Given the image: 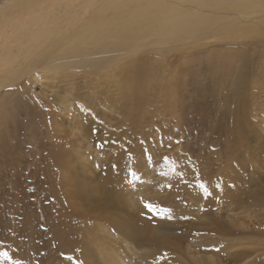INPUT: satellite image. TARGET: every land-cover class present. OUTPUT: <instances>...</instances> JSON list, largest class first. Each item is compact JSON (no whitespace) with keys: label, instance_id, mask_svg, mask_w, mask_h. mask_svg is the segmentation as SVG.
<instances>
[{"label":"rangeland","instance_id":"rangeland-1","mask_svg":"<svg viewBox=\"0 0 264 264\" xmlns=\"http://www.w3.org/2000/svg\"><path fill=\"white\" fill-rule=\"evenodd\" d=\"M84 253L264 264V0H0V264Z\"/></svg>","mask_w":264,"mask_h":264},{"label":"bare ground","instance_id":"bare-ground-1","mask_svg":"<svg viewBox=\"0 0 264 264\" xmlns=\"http://www.w3.org/2000/svg\"><path fill=\"white\" fill-rule=\"evenodd\" d=\"M143 78H144L143 72L137 71V70L133 71L131 73H128V75H127V80H126L127 83L125 82L127 84L126 85L127 88H125L127 91L126 90L125 91L129 92V93L127 95H125V100H127V101L133 100L134 103L132 102L133 104L123 107V115H125V116L129 115L130 116V117L128 116L129 119H131V116L138 111V109H139L138 103H139V101H141L144 98L143 96H144L145 91L142 89L143 87H141V83H140V81H142ZM238 142H239V140H238ZM116 153L117 152L112 154L113 157L111 159V162L113 161V166L111 165L112 167L106 168L105 171L103 170V172L107 174V176H104L102 178L103 183L106 182L107 184H110L107 181L110 180V178H111V177H109V174L112 172V169L113 170L117 169L119 171V173L125 172V174L130 170V168H128L129 166H126V161L124 159V156H121V154H116ZM117 158H119L118 161L116 160ZM126 160H129V159H126ZM118 162H119V164L125 162V166L127 168L118 166V164H117ZM129 163H130V161H129ZM103 188H105L104 185H103ZM109 217L110 218H107V217L102 215L100 218H101V220L104 219L103 221L106 222V224L107 223L111 224V227L114 230H116L119 234L123 235L125 237V239H127L128 241H134L135 243H139L138 240H140V241L143 240V235H145L144 232H146L145 230H148L147 228H149V226H147V224H145V226H144V224H141V226H138L139 224L137 226H133L132 220H131V219H133V217H131V218L129 217V218H125V219H122L123 217L122 218L114 217V216H109ZM145 227H147V228H145ZM79 230L83 231V232L81 231L80 233H82L81 238H82V242L84 244V248L94 246L98 243L100 244L101 239L102 238L105 239L104 237L99 236L98 238L93 239L92 240L93 242H90V240L89 241L86 240L87 237L85 238V232H87L88 229H86V227H82L79 224ZM187 230H188V228H181V230H179L180 231L179 236H178L179 242H181V240H183V235H185L187 233ZM88 239H90V238H88ZM102 242H104V241H102ZM86 256L88 257V254L84 255L85 262L92 264V261L88 260L89 257L86 260V258H87ZM205 260L210 261L209 258H206Z\"/></svg>","mask_w":264,"mask_h":264},{"label":"snow or ice","instance_id":"snow-or-ice-1","mask_svg":"<svg viewBox=\"0 0 264 264\" xmlns=\"http://www.w3.org/2000/svg\"><path fill=\"white\" fill-rule=\"evenodd\" d=\"M163 159H165V157Z\"/></svg>","mask_w":264,"mask_h":264}]
</instances>
